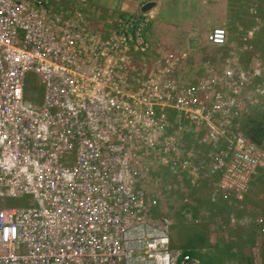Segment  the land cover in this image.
<instances>
[{"label": "built area", "instance_id": "2783aa9c", "mask_svg": "<svg viewBox=\"0 0 264 264\" xmlns=\"http://www.w3.org/2000/svg\"><path fill=\"white\" fill-rule=\"evenodd\" d=\"M87 3L0 0V199L6 203L0 205V264H201L191 250L171 244L170 219L154 212L165 190L146 194L135 189L141 186V178L132 180L128 169L137 156L122 146L104 143L106 133H115L107 116L129 103L126 94L108 80L103 85L108 92L97 90L98 95L80 97L99 105V129L92 126V113L77 110L76 90L84 85L101 88L96 79L111 70L109 65L101 68V60L122 64L117 55L147 46L143 39L151 18L145 13L122 14L114 25L108 22L102 38L97 31L88 34L84 27ZM226 39L223 27L207 34L208 42L216 46ZM91 40L92 69L97 73L87 84L76 55L83 53L84 41L89 45ZM28 75L45 89L41 105L23 100ZM223 77H228L225 68ZM209 84L210 94L204 92L197 100L195 89ZM222 84L201 78L192 87V129L200 135H194L192 155L196 145L209 147L205 143L209 139L216 165L224 173L227 169L240 187L245 181L242 171L248 172L254 162L247 159V152L255 142L243 135L241 127L251 144L244 143L241 133L229 131L232 110L226 95H221L232 86L222 90ZM259 103L264 106V95ZM163 107L159 126L153 125L150 115L144 120L151 128L149 136L167 143L173 135ZM228 136L235 137V146L223 148L218 142ZM228 150L240 157L230 154L226 161ZM155 182L161 181L156 177ZM229 189L242 198L236 185ZM169 195L176 198L178 192ZM189 208L195 212V206ZM187 214L191 221V212ZM257 221L264 227L263 218ZM260 264H264V250Z\"/></svg>", "mask_w": 264, "mask_h": 264}, {"label": "rangeland", "instance_id": "374dc122", "mask_svg": "<svg viewBox=\"0 0 264 264\" xmlns=\"http://www.w3.org/2000/svg\"><path fill=\"white\" fill-rule=\"evenodd\" d=\"M176 1L182 2V8L175 12L172 7L160 4L159 9L157 7L150 13L152 18L145 13L154 20L162 16L153 28L151 22L147 24V36L143 39L147 46L143 50L130 48L120 53L116 58H122V64L101 60L100 67L109 65L111 70L100 73L96 79L101 88L84 85L76 90L77 110L80 109L82 114L92 113V126L99 129L102 119L99 105L80 97L98 95L97 90L108 92L109 87H104V83L108 80L114 82L117 90L126 94L129 103L114 115L107 116L115 133H106L104 143L122 146L129 155L137 156L130 161L128 169L132 180L141 178V186H134L135 189L141 188L146 194L165 190L154 212L170 219L171 244L191 250L201 264H260L264 227L257 219L264 220V135L258 146L251 144L243 135H247L251 120L264 124V106L259 103L264 95L261 92L264 90V0H229V8L224 10L211 9L209 5L192 9L193 0ZM206 3H210L209 0ZM84 12V27L88 34L97 31L102 38L108 22L114 25L116 18L122 15L106 14L108 10L94 8L89 3L85 5ZM193 15H197L195 17L200 22L193 32L205 35L206 28L211 25L213 27L208 33L215 27H223L227 34L225 44H210L206 35V42L195 40L192 45V32L188 29L190 21L183 19ZM225 17L227 20L222 25L214 26L212 23L213 20L220 23ZM249 30H254L251 37L244 39ZM93 44L94 40L89 45L84 41L83 53L76 55L82 62V76L87 84L97 73L92 69ZM224 68L228 74L226 78L223 77ZM29 76L24 78L23 100L41 105L45 89L35 77ZM201 78L223 81L222 90L224 86H232L227 93L229 88H224L221 95L222 98L226 95L232 110L228 128L233 134L241 135L239 127L242 128L244 143L251 144L247 159L254 158L250 170L242 171L245 181L240 187L230 179L227 169L224 173L216 165L215 148L209 139L205 142L209 147L207 144L196 145L192 155L194 135L200 136L192 129V87L195 89ZM210 85L195 89L197 100L203 97L202 93H209ZM143 97L146 98L144 103L141 102ZM25 104L28 103L22 102ZM162 106L169 123V134L173 135L167 143L149 136L151 128L144 120L150 115L153 125L159 126ZM234 138L228 136L218 144L223 148L230 144L235 146ZM226 153V161L230 154L240 157L232 150ZM75 160L72 159L73 162ZM156 177L161 182L156 183ZM145 179L149 182L146 183ZM231 185H236L242 198L235 197V191L229 189ZM172 192H178V196L173 198L169 195ZM10 203L17 202L12 200ZM5 204L0 199V205ZM189 205L195 206V212L192 213ZM188 212H191V221L188 220Z\"/></svg>", "mask_w": 264, "mask_h": 264}, {"label": "crops", "instance_id": "0c3cea01", "mask_svg": "<svg viewBox=\"0 0 264 264\" xmlns=\"http://www.w3.org/2000/svg\"><path fill=\"white\" fill-rule=\"evenodd\" d=\"M149 1H154L155 2L154 6H152L151 8H149L146 11H143L142 10L143 5ZM87 2L94 8H99L100 10H105V11L108 10V12H106V14L108 13L111 15H118V14L148 13L151 16V18L153 17V15L150 13L153 11V9H156L160 4H163V7H166V8L172 7L173 8L172 10H174L173 12H175V10H177V9L182 8V2L176 1V0H165V1L164 0L163 1H161V0H87ZM209 2L210 3H206V0H202L201 2L198 3L197 0L196 1L193 0L192 4H194V7L192 9H195L199 5H202L204 8L206 7V5H209V6H211V9L217 8L220 10H224V9L229 8V6H228L229 0H209ZM159 8L160 7H158V9ZM192 13H195V11ZM173 14L174 13H172V15ZM164 15H166V14H163V16ZM161 16L162 15H159L158 16L159 19L157 18L156 20H154V18L150 19V22L152 24V28H153V24L157 25V21L161 20ZM195 16H197V15H193L192 17H188V18L183 19L186 22L190 21L189 22L190 26H188V29L192 32V37L190 38V40H192L191 41L192 45L194 44L195 40L206 42L207 41L206 35L212 26L211 25L209 29L206 28L207 33L205 32V35L197 33V32H193L192 30H195L196 27L197 26L199 27V25H200L199 20ZM192 18H194V19L192 20ZM225 18L224 19L222 18L220 20L221 24L218 21H214V20L212 21V23L214 24V26L222 25V24H224V22H226L225 20H227V18L226 19ZM207 22H210V21L207 20ZM159 26H162V25L160 24Z\"/></svg>", "mask_w": 264, "mask_h": 264}, {"label": "trees", "instance_id": "16d2710c", "mask_svg": "<svg viewBox=\"0 0 264 264\" xmlns=\"http://www.w3.org/2000/svg\"><path fill=\"white\" fill-rule=\"evenodd\" d=\"M250 123L253 125L248 126L247 135L253 142L260 144L264 135V124L255 120H251Z\"/></svg>", "mask_w": 264, "mask_h": 264}, {"label": "water", "instance_id": "95a60500", "mask_svg": "<svg viewBox=\"0 0 264 264\" xmlns=\"http://www.w3.org/2000/svg\"><path fill=\"white\" fill-rule=\"evenodd\" d=\"M155 2L154 1H149V2H146L143 7H142V10L143 11H146L148 10L149 8H151L152 6H154Z\"/></svg>", "mask_w": 264, "mask_h": 264}, {"label": "bare ground", "instance_id": "6f19581e", "mask_svg": "<svg viewBox=\"0 0 264 264\" xmlns=\"http://www.w3.org/2000/svg\"><path fill=\"white\" fill-rule=\"evenodd\" d=\"M209 72V71H208ZM210 74V73H209ZM170 80H173V77L170 79ZM227 83H230V82H227ZM254 179V178H253Z\"/></svg>", "mask_w": 264, "mask_h": 264}, {"label": "clouds", "instance_id": "9594fccd", "mask_svg": "<svg viewBox=\"0 0 264 264\" xmlns=\"http://www.w3.org/2000/svg\"><path fill=\"white\" fill-rule=\"evenodd\" d=\"M257 144V143H256Z\"/></svg>", "mask_w": 264, "mask_h": 264}]
</instances>
